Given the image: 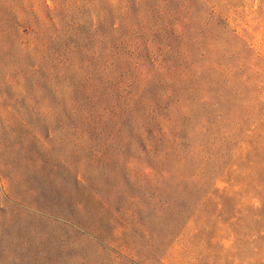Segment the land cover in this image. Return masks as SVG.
I'll use <instances>...</instances> for the list:
<instances>
[{
  "label": "rangeland",
  "instance_id": "1",
  "mask_svg": "<svg viewBox=\"0 0 264 264\" xmlns=\"http://www.w3.org/2000/svg\"><path fill=\"white\" fill-rule=\"evenodd\" d=\"M0 264H264V0H0Z\"/></svg>",
  "mask_w": 264,
  "mask_h": 264
}]
</instances>
